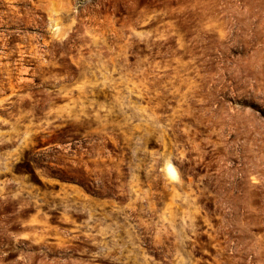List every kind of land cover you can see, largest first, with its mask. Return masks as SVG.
<instances>
[{"label": "rangeland", "instance_id": "374dc122", "mask_svg": "<svg viewBox=\"0 0 264 264\" xmlns=\"http://www.w3.org/2000/svg\"><path fill=\"white\" fill-rule=\"evenodd\" d=\"M0 264H264V0H0Z\"/></svg>", "mask_w": 264, "mask_h": 264}, {"label": "bare ground", "instance_id": "6f19581e", "mask_svg": "<svg viewBox=\"0 0 264 264\" xmlns=\"http://www.w3.org/2000/svg\"><path fill=\"white\" fill-rule=\"evenodd\" d=\"M172 170V169H171Z\"/></svg>", "mask_w": 264, "mask_h": 264}]
</instances>
